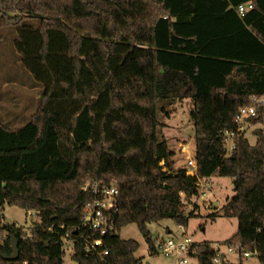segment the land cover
Returning a JSON list of instances; mask_svg holds the SVG:
<instances>
[{
    "label": "trees",
    "instance_id": "trees-1",
    "mask_svg": "<svg viewBox=\"0 0 264 264\" xmlns=\"http://www.w3.org/2000/svg\"><path fill=\"white\" fill-rule=\"evenodd\" d=\"M252 3L243 16L238 7ZM29 21H36L31 24ZM15 26V48L43 87L33 118L17 130L0 123V264H132L141 243L121 236L137 224L151 255L149 224L188 226L198 178L234 180L221 213L239 221L222 241L257 251L264 264V108L237 149L224 157L223 132L240 106L264 94V0H0V29ZM190 98L197 173L176 166L163 119ZM116 185L115 231L87 254L83 213L88 182ZM6 205L35 211L27 230L5 221ZM217 205L209 214L215 220ZM14 241L18 245L16 260ZM199 242L198 264H212ZM245 264L244 258L237 263Z\"/></svg>",
    "mask_w": 264,
    "mask_h": 264
},
{
    "label": "rangeland",
    "instance_id": "rangeland-1",
    "mask_svg": "<svg viewBox=\"0 0 264 264\" xmlns=\"http://www.w3.org/2000/svg\"><path fill=\"white\" fill-rule=\"evenodd\" d=\"M36 24V21H29ZM17 29L10 26L0 29V123L17 130L27 124L37 113L40 106V99L44 90L43 85L38 82L31 71L25 67L20 54L15 48ZM193 101L190 98L177 102L170 107V116L163 119L166 125L164 132L168 139L169 147L175 152L176 166H188L189 156L195 155V128L192 121L191 112ZM247 135L250 142L256 143V136L252 130ZM213 193L208 197L212 202L210 209H202L200 214L189 219L187 226L188 235L195 242H217L224 241L237 233L239 221L237 218L226 217L221 213L222 206L228 198L235 194L234 180L231 177H223L219 174L213 176ZM215 200L219 201L218 211L220 212L215 220L209 214L215 210ZM5 221L16 223L28 229L39 220L32 211L16 205H6L3 212ZM149 229L157 244H162L163 240L181 235L182 230L174 219L166 218L158 222L149 224ZM171 230V232H170ZM121 236L124 238H134L141 243L138 256L145 258L150 264H179L176 255L160 253L151 255L148 244L139 231L137 224L132 223L121 229ZM68 253L72 252V241L67 240ZM233 261L237 256H231ZM245 264H261L257 256L244 259ZM191 264H198L196 259Z\"/></svg>",
    "mask_w": 264,
    "mask_h": 264
},
{
    "label": "built area",
    "instance_id": "built-area-1",
    "mask_svg": "<svg viewBox=\"0 0 264 264\" xmlns=\"http://www.w3.org/2000/svg\"><path fill=\"white\" fill-rule=\"evenodd\" d=\"M252 3H244L238 7V12L243 16L249 9L253 8ZM264 108V94H254L251 96L249 103L239 107L234 117V127L227 128L223 132V145L224 157L228 158L233 155L237 149V138L243 132H247L254 128L253 119L260 115L261 110ZM188 166L193 168L194 174L197 173L198 163L195 155L189 156ZM213 176L207 178H198L197 186L199 192L191 201H187L185 206L186 215L200 214L202 209H210L212 202L208 197L212 195ZM83 189L85 191L93 192L96 197L90 200L83 213L84 223L87 226L88 233L83 236L84 247L87 254H100L103 260L109 255V250L102 251L104 246V237L109 233L115 231L116 224L112 218V213L118 209V197L120 190L116 185H105L101 182H88ZM35 215L36 212L32 211ZM264 221V216H263ZM182 230L181 235L170 237L164 241L162 253L174 254L177 256L179 264H191L192 260L198 259L194 254L199 250V242H195L192 237L188 235V228L184 225H179ZM27 230V229H26ZM213 247L216 249V254L212 259L213 264H233L237 263L240 258H248L257 256V251H247L240 248V246H233L224 244L220 241L213 242ZM73 249V248H72ZM73 253H69L68 258L64 264H78L73 258ZM233 255L237 256V260L233 261ZM145 258L132 263V264H148ZM107 261V260H106ZM108 264H111L108 261Z\"/></svg>",
    "mask_w": 264,
    "mask_h": 264
},
{
    "label": "water",
    "instance_id": "water-1",
    "mask_svg": "<svg viewBox=\"0 0 264 264\" xmlns=\"http://www.w3.org/2000/svg\"><path fill=\"white\" fill-rule=\"evenodd\" d=\"M188 173H189V175H194V171H192V170L188 171ZM216 204H217V202H216ZM18 256H19L18 245L14 241V243H13V254L10 256H6V258L11 259V260H16L18 258ZM148 264H150V263H148Z\"/></svg>",
    "mask_w": 264,
    "mask_h": 264
},
{
    "label": "crops",
    "instance_id": "crops-1",
    "mask_svg": "<svg viewBox=\"0 0 264 264\" xmlns=\"http://www.w3.org/2000/svg\"><path fill=\"white\" fill-rule=\"evenodd\" d=\"M179 168H185L184 166H179ZM216 202H217V204H216ZM215 204L216 205H219V201L218 200H215ZM170 232H171V230H170ZM220 242H222V241H220Z\"/></svg>",
    "mask_w": 264,
    "mask_h": 264
}]
</instances>
